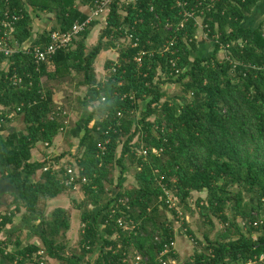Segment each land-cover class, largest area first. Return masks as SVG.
I'll use <instances>...</instances> for the list:
<instances>
[{"label": "trees", "instance_id": "1", "mask_svg": "<svg viewBox=\"0 0 264 264\" xmlns=\"http://www.w3.org/2000/svg\"><path fill=\"white\" fill-rule=\"evenodd\" d=\"M96 1L0 0V14L20 16L10 37L13 48H43L49 33L66 32L86 19L78 4L92 10ZM257 1L114 0L90 45L86 40L97 20L46 62L35 64L31 52L18 50L0 56V131L8 120L22 125L0 135V166L18 191L15 211L38 214L40 201L71 190L65 183L71 164L84 195L73 245L68 212L57 207L47 218L40 214L41 246L6 254L8 262L135 264L138 255V264H264V19L255 28L245 24ZM185 11L193 15L183 21ZM36 20L48 28L35 32ZM203 39L212 44L211 52L195 55ZM169 43L168 50L157 51ZM108 50L117 56L104 62L98 80L95 61ZM140 51L152 55L138 65L134 57ZM14 77L20 82L13 84ZM71 84L84 89L77 105L86 112L73 162L60 163L70 152L31 162L37 144L50 146L65 129L69 117L54 102L55 88ZM166 85L176 87L169 99ZM126 175L132 181L124 186ZM164 191L181 209H188L192 193L205 194L194 201L205 227L202 239L182 221L195 249L185 258L172 247L174 219L162 210L172 217L175 211L167 209ZM118 218L127 229L117 225ZM213 220L220 229L211 237ZM10 221L11 214L0 216V231ZM164 246L169 252L162 255Z\"/></svg>", "mask_w": 264, "mask_h": 264}, {"label": "crops", "instance_id": "2", "mask_svg": "<svg viewBox=\"0 0 264 264\" xmlns=\"http://www.w3.org/2000/svg\"><path fill=\"white\" fill-rule=\"evenodd\" d=\"M79 9L82 12H85L86 15L90 13L91 10L86 5L78 4ZM264 19V0H258L255 7L251 10L250 14L247 15L245 18V24L255 28L257 27ZM98 24L94 26L86 40L87 44L90 45L97 40V36L100 32L102 27V20L100 18L96 19ZM44 20H36L34 24L35 32L36 30H41L44 28H48ZM110 52V50L105 51ZM111 53H107L105 55L101 54L99 56L100 60L95 61V74L98 80L104 77V70L102 75H97V65L99 67L100 63H103L106 60H115L116 58H112L111 55H116L115 51L111 50ZM110 55V56H107ZM99 63V64H98ZM74 84L71 85H63L58 86L55 88V96L54 102L55 104L59 105L61 108L65 110L68 115V120H66L65 129L58 133V135L52 141L50 146L37 144L35 148L31 150V162H39L42 160H52L54 161L56 157L64 153H71V155H65L64 158L60 161L62 165L66 163L65 161L68 160L69 162H73L71 157L74 159L72 155L77 153L76 145L80 136L81 132V124L85 119L86 112L83 110H79L77 107H71L70 110L66 105V99L68 98V92L71 94H77L78 91L74 90ZM84 89H79V95L83 93ZM81 91V92H80ZM65 122V121H64ZM22 128L20 122L16 120H8V122L4 125V128H1L0 135L6 136L10 132L18 131ZM39 174V172L37 173ZM204 193H192L191 198L194 197L196 200L198 197L204 198ZM18 196V191L10 184L6 173L3 171V168L0 166V216L7 214H11V221L7 223L0 231V264H18L16 260L21 261L20 258L16 259L13 262H8L5 259L6 254H10L12 256H16L15 254L28 246H35L40 247V234L41 229L39 226L40 214H43L45 218L48 217L50 212L54 208H62L68 212L70 217V229L67 232V237L70 241V245H73L77 240L78 233L80 232V221H79V209L78 204L83 200L84 195L83 192L80 190V187L76 189H71L66 193L60 194L57 197L46 200L40 201L37 205L38 214L30 215L26 212L23 207H19L18 211H15V203L14 200ZM189 200V207L192 210L193 202L192 199ZM164 215L167 217L168 220L169 216L167 212H164ZM183 220L189 224L190 229L194 232V234L201 238V233L196 230H193L194 218L192 216L183 215ZM215 225V232L218 233L220 226L216 220H213ZM173 224H175L173 222ZM191 224V226H190ZM218 224V225H217ZM174 226V225H173ZM197 227V226H196ZM214 235L211 234V237ZM212 239V238H211ZM173 249L175 253L180 256L181 258H185L191 255L194 252V247L189 239L185 236L184 229L181 226L174 227V245ZM96 256L94 253L90 260H92ZM46 264H66V262H58L55 260L46 259ZM20 264H29V263H20ZM248 264H255V263H248Z\"/></svg>", "mask_w": 264, "mask_h": 264}, {"label": "built area", "instance_id": "3", "mask_svg": "<svg viewBox=\"0 0 264 264\" xmlns=\"http://www.w3.org/2000/svg\"><path fill=\"white\" fill-rule=\"evenodd\" d=\"M114 0H98L96 1V6L94 9H92L90 11V13L87 15L86 19L82 22H75L71 28L66 31V32H51L48 35V43L43 47V48H39V47H33L30 49L29 45H23L21 47L17 48H13L10 45V37H11V33L13 31L14 25L15 23L19 20L20 16L17 15L14 12H10L9 10H5L3 11L2 14H0V56H3L5 58L10 57L13 53H15L17 50L20 52H31L33 59H34V63L35 64H40L43 62H46L49 58H51V56L57 51V50H61V49H66L68 48L72 43L73 40L76 39V37L82 33L90 24L91 21L96 20L97 18H100L102 20V24L105 25V21L107 18V13H108V9L110 4L113 2ZM128 1V0H126ZM178 5H182L180 3H178ZM193 15L192 12L189 11H185L183 13V21H186V19L191 18ZM179 27H182V24L179 25ZM168 30H170V28H167ZM126 41H130L132 40V36L130 34L126 35L125 37ZM137 45V41H135V43H133L131 46L135 47ZM169 46H172V43H169L168 45L164 46L163 49H158V52H161L162 50L166 51L168 50ZM222 54L224 55V49L221 50ZM145 55H152V53H147L146 51H140L135 57H134V62L138 65L141 64V60L142 57ZM172 67H174V62H170ZM7 69V68H6ZM5 69V70H6ZM177 73V71H175V74ZM13 84L15 83H19L20 79L17 77H14L12 80ZM8 119H12V114L7 115ZM67 121L64 122V124H66ZM62 131V130H61ZM46 145V144H45ZM104 147L101 146L100 150L103 151ZM151 152L155 155L159 154L158 150L152 149ZM142 155H146L147 151L146 150H141L140 152ZM52 167L54 169H57L58 166L55 164H52ZM47 168L49 167H45L43 168V171H45ZM65 175L67 176L66 179V186H73V190L76 189L78 187V185L76 184V180L79 179L78 174H77V168L75 165L71 164V165H67L65 167ZM86 181V179L84 177L81 178V182L84 183ZM165 194V204L167 206L168 210H174L175 211V218L179 221H182L184 212L183 210L177 205V202L175 200H173V198L171 197L169 191H164ZM119 203L124 206L125 205V201L123 200H119ZM117 225L120 226L122 229H127L128 225L127 223H124L123 220L121 218H118L116 221ZM261 223V222H259ZM129 225H132V222H129ZM241 227L244 226L243 223H240ZM253 226H257L258 223L255 221L252 224ZM174 244H172L173 247ZM169 252V248L167 246H164V249L162 251V255L166 254ZM38 255H42L43 252L42 251H38L37 253ZM140 258L138 255H135L134 257V261L135 264H138ZM161 264H165L164 261H160ZM43 264V263H40Z\"/></svg>", "mask_w": 264, "mask_h": 264}, {"label": "rangeland", "instance_id": "4", "mask_svg": "<svg viewBox=\"0 0 264 264\" xmlns=\"http://www.w3.org/2000/svg\"><path fill=\"white\" fill-rule=\"evenodd\" d=\"M200 22V21H199ZM102 26H104L103 24H102ZM197 32L200 34V33H202L201 32V29H200V27L198 28V30H197ZM196 32V33H197ZM197 33V34H198ZM200 37V36H199ZM205 39V38H204ZM200 40L199 42L200 43H202V41H206V40ZM211 46H212V44L209 42V41H206V42H204V44L202 43L200 46H199V48H198V50H197V52L195 53V55H201V56H205V55H207V54H209L210 52H211ZM107 54V53H111V54H113L112 52H111V50H110V52H102L101 54H103V55H105V54ZM115 53H116V51H115ZM194 55V54H193ZM218 55L220 56V57H222V51H220L219 53H218ZM107 56H110V55H107ZM116 56H117V54L115 55H111V57L112 58H116ZM98 60H100L99 58L97 59V61ZM99 64V63H98ZM103 63H100L99 64V67H98V65H97V72H99V73H97V75H102L103 74V70H102V67H103ZM3 68H7L6 67V65H4L3 66ZM162 90L165 92V98L164 99H169V98H171V96L176 92V87L175 86H173V85H166V86H164L163 88H162ZM81 92V91H80ZM79 92L77 93V94H71L70 92H68V94L67 95H65V96H67L68 98L66 99V105L68 106V108H69V110H70V108L71 107H77L78 108V103H77V98H78V96H79ZM144 105V102L143 103H141V108H142V106ZM73 157L75 156V155H72ZM75 158V157H74ZM71 159H72V161L74 160L72 157H71ZM66 162H69L68 160H66L65 161V163ZM132 181V177L130 176V175H126L125 176V179H124V181H123V183H124V186H127V184L128 183H130ZM205 196V195H204ZM245 199V201H247L248 200V195H245V197H244ZM192 200V202H193V209L192 210H190L191 208L190 207H188V209H183V212H184V214L185 215H187L188 217L189 216H192L193 218H194V221H193V225L195 226V227H192V229L193 230H196L197 231V233H198V231L199 232H202V231H204L205 230V227L204 226H202L201 225V223H200V220L198 219V209L196 208V206L194 205V201H195V199H194V197L193 198H191ZM165 211H163L162 210V213H164ZM167 213H168V215L167 216H169V219H174V223L175 224H173L174 225V227L176 228V227H178V226H181V227H183V225H182V221H184V220H182V221H179V220H177L176 218H175V216L174 217H172L171 215L172 214H170V212L169 211H166ZM263 213H264V211H263ZM164 215V214H163ZM215 222V221H214ZM264 222V221H263ZM216 223V222H215ZM186 225H188L189 226V224H186ZM218 225V224H217ZM190 226H191V224H190ZM197 226V227H196ZM215 226V225H214ZM219 226V225H218ZM219 229H220V227H218ZM212 235H215V234H217L215 231L213 232L212 231V233H211Z\"/></svg>", "mask_w": 264, "mask_h": 264}]
</instances>
